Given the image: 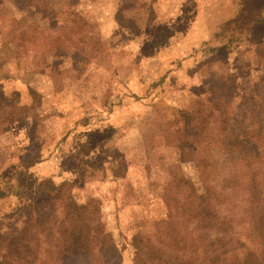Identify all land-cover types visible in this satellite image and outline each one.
I'll list each match as a JSON object with an SVG mask.
<instances>
[{
	"label": "rangeland",
	"instance_id": "rangeland-1",
	"mask_svg": "<svg viewBox=\"0 0 264 264\" xmlns=\"http://www.w3.org/2000/svg\"><path fill=\"white\" fill-rule=\"evenodd\" d=\"M24 8L0 0V264H264V0Z\"/></svg>",
	"mask_w": 264,
	"mask_h": 264
},
{
	"label": "trees",
	"instance_id": "trees-1",
	"mask_svg": "<svg viewBox=\"0 0 264 264\" xmlns=\"http://www.w3.org/2000/svg\"><path fill=\"white\" fill-rule=\"evenodd\" d=\"M12 1H16V2H18V3H20V5H21V7H23V11H24V9H26V8H24V3H25V1H27V0H8V2H12ZM40 3H42V2H40ZM17 5H19V4H17ZM29 31H31V33L33 32V29L32 28H30L28 31H24L25 33H27V32H29ZM74 32V33H73ZM78 31H76V28H75V23H71V25H66V27H65V29H63L62 30V33H68V34H71L72 33V35H74V34H76ZM11 34H12V36H13V42L12 41H9L8 43H10V44H14V46H15V48H5V47H3V46H0V63L2 62V61H4V58H5V56L7 57V56H9V57H12V55L11 54H17V56L20 54V51L21 50H23L22 49V46H20V45H18L15 41H14V39L16 38V36H14V35H16L17 34V31H15V33H14V30H12L11 31ZM14 34V35H13ZM39 36V35H38ZM71 36V35H70ZM2 39V38H1ZM39 39H40V36H39ZM10 45H7V47H9ZM51 50H49V52H50ZM52 51L54 52L55 51V46H54V49H52ZM2 66V65H1ZM2 103V102H1ZM245 138H246V135H245ZM244 139V138H243ZM203 215H205V216H208V211H206ZM204 216V217H205Z\"/></svg>",
	"mask_w": 264,
	"mask_h": 264
}]
</instances>
